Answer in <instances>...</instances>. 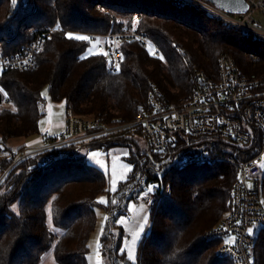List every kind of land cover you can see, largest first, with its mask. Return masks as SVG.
I'll list each match as a JSON object with an SVG mask.
<instances>
[{"label": "trees", "instance_id": "16d2710c", "mask_svg": "<svg viewBox=\"0 0 264 264\" xmlns=\"http://www.w3.org/2000/svg\"><path fill=\"white\" fill-rule=\"evenodd\" d=\"M96 3L106 10L100 11ZM132 22L157 44L160 56L123 42L120 70L111 73L105 55L91 51L87 39L56 32L45 38L35 69L0 71V264H39L51 246L54 264H87L97 207L107 215L100 238L107 264H237L218 255L219 240L206 238L230 209L237 166L221 158L185 162L195 152L237 161L254 152L244 153L240 144L209 136L177 137L172 148L154 152L147 148L141 127L129 124L145 109L152 87L179 102L191 91V74H214L220 54L230 55L246 72L261 73L264 50L256 61L246 60L250 44L245 36L167 0H0V51L19 53L32 41L33 29L54 24L68 31L106 33ZM44 88L51 102H63L67 112L107 126L119 118L128 126L15 162L25 146H11L10 141L41 132ZM115 146L127 149L124 160L130 170L111 192L105 174L87 161L86 153ZM154 182L159 187L149 227L131 263L121 251L123 230L116 218ZM101 193L107 195L105 204L98 201ZM252 253L254 264H264V227Z\"/></svg>", "mask_w": 264, "mask_h": 264}, {"label": "built area", "instance_id": "2783aa9c", "mask_svg": "<svg viewBox=\"0 0 264 264\" xmlns=\"http://www.w3.org/2000/svg\"><path fill=\"white\" fill-rule=\"evenodd\" d=\"M176 6H189L206 17L243 35L249 41V51L245 58L256 61L258 52L252 45L260 41L264 47V0H244L247 10L240 14L227 13L206 0H167ZM53 6L55 4L53 3ZM100 11L105 6L96 3ZM137 17V16H136ZM34 30L31 42L25 44L19 53L4 55L0 51V71L35 69L45 38L52 33L62 32L68 36H86L90 47L107 58V69L117 73L122 62L120 44L133 42L146 49L151 56L161 55L159 47L145 34L136 29L122 26L117 31L106 33H84L62 29L58 24ZM191 91L179 102L168 100L159 90L152 87L146 107L140 111L134 123L139 125L145 137L147 148L154 152H165L172 148L177 137L209 136L228 140L242 145L244 153L254 154L237 161L232 156L213 157L207 152H195L189 162L202 164L208 160L221 158L237 166V178L233 183L229 211L206 238L219 240L217 253L223 258H230L237 264H254L253 247L259 230L264 227V204L261 201L262 173L264 168V71L261 73L242 70L228 54L217 58L216 71L207 75L201 70L191 74ZM114 120H118L114 118ZM110 131L98 119L84 120L69 111L62 132L50 133L44 130L41 141L42 150H49L61 145L86 141L95 135H107ZM16 154L15 162L26 159ZM143 195L141 201L154 206L158 185ZM251 229V233L249 230ZM234 238V242L225 243Z\"/></svg>", "mask_w": 264, "mask_h": 264}, {"label": "rangeland", "instance_id": "374dc122", "mask_svg": "<svg viewBox=\"0 0 264 264\" xmlns=\"http://www.w3.org/2000/svg\"><path fill=\"white\" fill-rule=\"evenodd\" d=\"M135 20H136V18H134V21ZM132 23H135V22H132ZM89 48L91 51H94V49L92 47H89ZM253 49L255 52H258V51H263L264 47L262 46V43L260 41H256L255 45L253 46ZM244 56H245V54H244ZM170 89L173 91L176 90L173 87H170ZM42 93H43V96L45 97V99L47 101L46 102L47 104H46V110H45L46 113L40 119V123H39L41 132L37 135L32 136L33 138L31 137V138H26V139H24V138L13 139L9 143L11 146L20 145V144L25 146L24 149H22L20 152L17 153V155H19V158L20 157L22 158V155L25 154L24 152L29 153L28 157H30L32 155H35V154L43 151L42 146L44 145V142L41 141V138H40L41 133L44 130H49L50 133H52V134L55 133V132H53V129H51V128L46 129L49 126V122H45V120H47L48 115H50V117H52V118H56L57 116H60L63 118L65 117L63 129L61 131H57V132H62L64 130L65 122H66L69 111L67 112V109L63 106L64 104H58V103L51 102V99H50L48 92H47V88H44ZM56 104H58V105H56ZM48 106H50V112L47 111ZM71 112L73 113V111H71ZM73 115H75V114L73 113ZM78 117H80L84 120L91 119V118H85V117H81V116H78ZM136 118H137V116H136ZM136 118H135V120H136ZM117 119H119V118H117ZM135 120H134V122H135ZM121 123L122 122L120 119H119V121L114 120V119L111 120L110 126H107L106 124H104L110 132L107 135H95V137H106L110 133L117 132V131L123 129V127L128 126V124L124 125ZM37 138L39 139L40 143L37 142L36 140L34 142H31L33 139H37ZM61 146H63V145H61ZM126 155H127V149L125 147L115 146V147H111L107 150L100 149V148L90 150L86 153V159L90 164H92L93 166H96L105 174V176L107 178L109 190L111 192H115L117 190L119 183L126 179L128 173H129V170H130L129 162L124 160V157ZM26 159H24V160H26ZM19 160H22V159H19ZM262 165H264V160L261 162V167L264 168V166H262ZM114 181H115V184L113 183ZM153 184L156 185L157 183L156 182L150 183L149 186H153ZM145 193H147V190L139 192L137 197H136L137 199H130L128 201L127 210L124 213L120 214L116 218V224L118 226H120L123 230L121 249H125L124 252H125L126 258H127V250L129 248H131L133 250V254L135 257L134 261L129 260L127 258L131 263H134L136 261L137 245L142 240L145 231L149 227V215H150V208L151 207L149 206L148 203H143L141 201V198L143 197V195ZM261 194L262 193H260V195ZM101 198H103L105 201H107L106 193L99 194L98 195V201H100ZM261 201L264 204V194L261 197ZM103 204H105V203H103ZM145 217L147 218L146 223H145V219H144ZM105 218H107V215H106V212L104 211V209L101 207H97L95 210V221H96L95 227H94L93 231L91 232L89 239H88L89 253H88V257H87V264H107L106 260L104 259L103 255H102V252L100 251V238L102 236L101 235V228L103 227V229H104V225H105V222L107 220ZM221 220H222V218H221ZM221 220H220V222H221ZM141 224H143V226H144L143 231H141V229H140ZM51 230L57 234H60V232H61L59 229H55L53 227H51ZM133 233H139L138 239L135 241L134 244H133V239H132ZM39 264H54L52 246L50 247V249H48L42 255Z\"/></svg>", "mask_w": 264, "mask_h": 264}, {"label": "water", "instance_id": "95a60500", "mask_svg": "<svg viewBox=\"0 0 264 264\" xmlns=\"http://www.w3.org/2000/svg\"><path fill=\"white\" fill-rule=\"evenodd\" d=\"M217 8L231 14L244 13L247 10V3L244 0H206Z\"/></svg>", "mask_w": 264, "mask_h": 264}, {"label": "snow or ice", "instance_id": "6c2138e0", "mask_svg": "<svg viewBox=\"0 0 264 264\" xmlns=\"http://www.w3.org/2000/svg\"><path fill=\"white\" fill-rule=\"evenodd\" d=\"M68 38H75V39H77V40H86V39H88V37H86V36H75V37H72V35L71 34H68ZM85 57H81V59H84ZM161 59H163V57H161ZM116 70L117 71H119V65L117 64L116 65ZM0 91H2V89H0ZM41 95H43V93L41 94ZM262 166H264V165H262ZM114 184H115V181L113 182ZM148 191L149 192H151L152 191V187L151 186H149V188H148ZM100 203H106V201L103 199V198H101V200L99 201ZM113 203H115V201H113ZM105 219H107V218H105ZM145 219V223L147 222V218L145 217L144 218ZM50 224H51V220H50ZM143 224H141L140 225V229H141V231H143ZM103 232H104V229H103V227L101 228V235H103ZM249 232L251 233V229L249 230ZM138 236H139V233H133V237H132V239H133V244L135 243V241L138 239ZM230 242H234V238H231V240L230 241H226L225 243L227 244V243H230ZM121 251L122 252H124L125 251V249H121ZM127 258L129 259V260H133L134 261V259H135V257H134V254H133V250L131 249V248H129L128 250H127Z\"/></svg>", "mask_w": 264, "mask_h": 264}, {"label": "crops", "instance_id": "0c3cea01", "mask_svg": "<svg viewBox=\"0 0 264 264\" xmlns=\"http://www.w3.org/2000/svg\"><path fill=\"white\" fill-rule=\"evenodd\" d=\"M58 104H64V103L60 102ZM58 104H56V105H58ZM47 111L50 112V106L47 107ZM64 121H65V117L63 118V117L57 116L56 118H52V117H50V115H48L47 120H45V122H49V126L46 129L51 128V129H53V132H55V133L57 131H61L63 129V126H64ZM35 140L37 142H39L38 138L33 139L31 142H34Z\"/></svg>", "mask_w": 264, "mask_h": 264}]
</instances>
